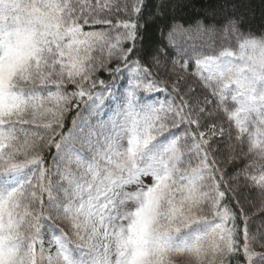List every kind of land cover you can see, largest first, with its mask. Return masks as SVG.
<instances>
[{"label":"snow or ice","instance_id":"6c2138e0","mask_svg":"<svg viewBox=\"0 0 264 264\" xmlns=\"http://www.w3.org/2000/svg\"><path fill=\"white\" fill-rule=\"evenodd\" d=\"M179 7L0 0V264H264V31Z\"/></svg>","mask_w":264,"mask_h":264},{"label":"trees","instance_id":"16d2710c","mask_svg":"<svg viewBox=\"0 0 264 264\" xmlns=\"http://www.w3.org/2000/svg\"><path fill=\"white\" fill-rule=\"evenodd\" d=\"M220 2L221 0H175V3L180 6L176 14L178 18H191L200 13L210 14ZM232 3L239 6L238 13L246 19V28H250L253 32L264 31V0H232ZM101 77L109 79L106 74H101ZM75 115V110L68 114L67 128L72 127V118ZM48 160L51 162V156Z\"/></svg>","mask_w":264,"mask_h":264},{"label":"rangeland","instance_id":"374dc122","mask_svg":"<svg viewBox=\"0 0 264 264\" xmlns=\"http://www.w3.org/2000/svg\"><path fill=\"white\" fill-rule=\"evenodd\" d=\"M83 107H84V105H83ZM82 107V108H83ZM223 166V165H222ZM251 211H255V209H252ZM257 223H258V221H257ZM185 259H186V257L185 256H176V257H174V260H175V264H184V261H185Z\"/></svg>","mask_w":264,"mask_h":264}]
</instances>
